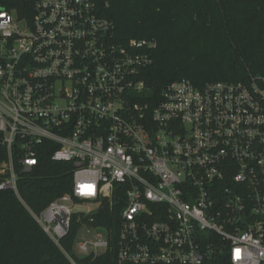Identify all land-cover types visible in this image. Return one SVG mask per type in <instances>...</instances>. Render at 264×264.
<instances>
[{"label": "built area", "instance_id": "2783aa9c", "mask_svg": "<svg viewBox=\"0 0 264 264\" xmlns=\"http://www.w3.org/2000/svg\"><path fill=\"white\" fill-rule=\"evenodd\" d=\"M154 47L117 41L96 0H37L29 20L0 9V191L23 204L18 181L50 145L71 192L26 209L61 250L88 202L93 220L118 211L117 229L82 225L77 257L114 243L115 264H264V75L182 79L149 101Z\"/></svg>", "mask_w": 264, "mask_h": 264}, {"label": "trees", "instance_id": "16d2710c", "mask_svg": "<svg viewBox=\"0 0 264 264\" xmlns=\"http://www.w3.org/2000/svg\"><path fill=\"white\" fill-rule=\"evenodd\" d=\"M37 0H0V9L29 20ZM102 17L114 25L119 42L147 40L150 65L141 73L148 97L182 79L200 87L210 82H246L264 75V0H96ZM53 147L45 145L38 165L18 181L23 204L0 191V264H115L114 243L104 254L77 257L73 244L82 225L116 230L114 215L76 213L69 233L56 246L31 217L50 202L70 194L73 167L54 162ZM106 220V222H104ZM219 264H229L222 257Z\"/></svg>", "mask_w": 264, "mask_h": 264}, {"label": "rangeland", "instance_id": "374dc122", "mask_svg": "<svg viewBox=\"0 0 264 264\" xmlns=\"http://www.w3.org/2000/svg\"><path fill=\"white\" fill-rule=\"evenodd\" d=\"M92 205L88 202H78L75 204V206L73 207V212L74 213H89L90 211H92ZM95 234H98V235H102L103 232L102 230L100 229H97L94 231ZM93 238V230L92 231H88L86 229L82 230L81 233H80V240L79 241H86L88 239H91Z\"/></svg>", "mask_w": 264, "mask_h": 264}]
</instances>
